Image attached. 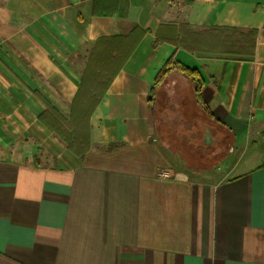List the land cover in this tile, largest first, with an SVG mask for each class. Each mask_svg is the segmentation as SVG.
Masks as SVG:
<instances>
[{
    "label": "crops",
    "instance_id": "crops-1",
    "mask_svg": "<svg viewBox=\"0 0 264 264\" xmlns=\"http://www.w3.org/2000/svg\"><path fill=\"white\" fill-rule=\"evenodd\" d=\"M214 27L256 39L215 43ZM103 38L135 46L79 159L39 116L69 114ZM174 53L202 74L207 110L179 73L151 100ZM199 122L230 149L196 175L177 144L197 147ZM0 264H264V0H0Z\"/></svg>",
    "mask_w": 264,
    "mask_h": 264
},
{
    "label": "trees",
    "instance_id": "trees-1",
    "mask_svg": "<svg viewBox=\"0 0 264 264\" xmlns=\"http://www.w3.org/2000/svg\"><path fill=\"white\" fill-rule=\"evenodd\" d=\"M210 30L217 31V34L214 35L215 43L220 41L221 33H229L230 35H236L237 42H243L244 47L249 46V42H252L253 46L257 33V29H254L250 31L251 34L243 36V31L240 28L226 27H214ZM182 35H184V32H182ZM104 40L103 38L97 41L89 55L83 80L81 85L78 86L69 114L66 116L58 108L48 105L47 109L39 116L41 122L49 131L61 138L69 150L79 159L85 156L91 146V116L135 46L132 43L109 44L104 42ZM230 41L232 44V39ZM182 45L190 48L184 39H182ZM241 45L243 44L240 43L235 51L218 50L212 51V53L217 55H238V53L244 51V47ZM175 54L165 62L157 73L151 90V100H155L156 92L163 89L162 87L167 83L170 74L179 73L193 82L195 98L207 110V106L201 97L204 87L202 74L198 69L188 67L179 62ZM157 88H159L158 91ZM180 126L182 124L177 127ZM227 141L228 139H224L223 143Z\"/></svg>",
    "mask_w": 264,
    "mask_h": 264
},
{
    "label": "rangeland",
    "instance_id": "rangeland-1",
    "mask_svg": "<svg viewBox=\"0 0 264 264\" xmlns=\"http://www.w3.org/2000/svg\"><path fill=\"white\" fill-rule=\"evenodd\" d=\"M192 86L189 89V96H191V93L193 95V92L191 90ZM158 102H156L155 107L157 108V110H155L154 115H153V119L156 122V125L159 123V113H160V107L162 102H160L159 98L157 97ZM193 98H191L190 102H192ZM190 104V103H189ZM191 107H194L193 105ZM185 108V107H184ZM191 112V116L195 117L196 115H198L196 112H194L192 109H190ZM174 112L177 111V109L173 110ZM183 113V112H182ZM186 115V114H185ZM183 118V117H181ZM179 119H180V114H179ZM193 121H189V123L186 125L187 127H190V125L192 124ZM180 125V122H177V126ZM203 124L199 122L198 125L195 126L194 130L192 129L191 131H189V135H192L191 133L193 132L194 134H196V136H194L193 139V144L197 147H193L192 145L190 146L189 144L186 143H181L177 145V153L180 157V159H182L183 161H185V166H183V168L189 173L192 172L193 174L199 175L201 173H206V170H212L215 168V166L218 164L216 163L218 158H221V153L225 154L223 152V150L225 148L230 149V146H227V144H223L222 150L221 149H217L216 147V141L212 143V145H210L208 143H205L204 137L201 139L200 138V133L201 132H205L207 130L210 131V129H205L203 130L202 127H205ZM160 127V135L164 136L165 133V128L164 126H159ZM190 129V128H189ZM191 132V133H190ZM199 133V137L197 136V133ZM211 132V131H210ZM215 137L213 136V139ZM201 139V140H200ZM187 141V139L185 138L184 142ZM220 152V153H219ZM221 161V160H220ZM219 161V162H220Z\"/></svg>",
    "mask_w": 264,
    "mask_h": 264
},
{
    "label": "built area",
    "instance_id": "built-area-1",
    "mask_svg": "<svg viewBox=\"0 0 264 264\" xmlns=\"http://www.w3.org/2000/svg\"><path fill=\"white\" fill-rule=\"evenodd\" d=\"M159 177H170V173L166 170L159 172Z\"/></svg>",
    "mask_w": 264,
    "mask_h": 264
},
{
    "label": "flooded vegetation",
    "instance_id": "flooded-vegetation-1",
    "mask_svg": "<svg viewBox=\"0 0 264 264\" xmlns=\"http://www.w3.org/2000/svg\"><path fill=\"white\" fill-rule=\"evenodd\" d=\"M208 141V138H205Z\"/></svg>",
    "mask_w": 264,
    "mask_h": 264
}]
</instances>
